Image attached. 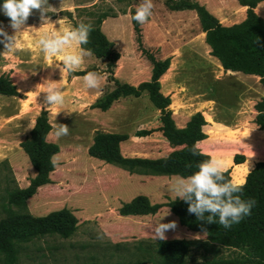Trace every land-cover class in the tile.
Here are the masks:
<instances>
[{"label":"rangeland","instance_id":"1","mask_svg":"<svg viewBox=\"0 0 264 264\" xmlns=\"http://www.w3.org/2000/svg\"><path fill=\"white\" fill-rule=\"evenodd\" d=\"M194 2L223 25L245 18L247 7L239 0H152L151 16L143 24L131 19L139 0H47V22L40 19L39 10L33 9L20 33V47L4 51L0 44V74L8 73L17 91L16 95L0 94V219L23 213L43 216L61 209L77 219L68 237L42 234L23 243L14 264H149L146 252L138 251L136 246L139 241L154 240L152 229L159 220L176 224L165 232V239L194 242L185 264L234 253L231 248L207 242L203 232L181 226L170 211L166 203L176 199L171 189L181 176L129 170L88 152L95 135L101 132L124 135L119 150L125 157L158 158L180 147L163 138L158 130L160 110L145 92L139 96L120 95L103 106L115 88V80L137 86L150 79L149 54L156 60L170 58L158 81L160 92L170 98L167 108L175 125L183 127L193 113L200 112L206 121L202 129L207 137L196 143L198 148L203 152L214 144L224 146L228 151L216 154L222 159L234 151L229 135L238 111L242 107L244 114L255 110L254 104L264 97V90L259 76L224 70L210 54L197 11L191 6ZM254 11L264 18V0L256 4ZM0 17V26L12 34L8 18L2 14ZM79 23L99 26L114 51V66L90 52L73 70L81 74L71 75L56 67L62 66L57 58H45L37 44L39 37ZM80 48L89 50L87 43L70 45L65 50ZM89 71L100 77L97 88L84 87L82 77ZM48 83L62 89V105L45 103ZM42 109L50 124L46 140L58 146L52 156L55 163L49 182L37 187L23 203L7 207L5 190L27 187L35 176L21 142ZM218 121L223 125L215 124ZM59 124L68 127L67 135H55ZM140 129L153 131L135 135ZM140 195L160 205L154 214H119L121 204ZM0 264H4L1 252Z\"/></svg>","mask_w":264,"mask_h":264},{"label":"trees","instance_id":"2","mask_svg":"<svg viewBox=\"0 0 264 264\" xmlns=\"http://www.w3.org/2000/svg\"><path fill=\"white\" fill-rule=\"evenodd\" d=\"M262 0H239L246 6L245 18L231 25L221 24L204 6L192 3L198 14L204 40L224 70L241 72L259 76V82L264 90V18L254 11V7ZM101 14L97 22H100ZM0 21H3L0 17ZM136 24V22L134 21ZM140 41V39H139ZM87 46L90 52L98 58L108 60L109 66H114V51L106 36L98 25H91L88 33ZM152 60L150 79L133 86L115 80L114 90L107 95L103 106H107L120 95L139 96L145 92L151 102L160 110V126L158 130L168 142L180 146L170 151L166 156L158 158L125 157L119 150V142L124 135L116 133H97L89 154L107 163L117 164L129 170H138L155 174H174L187 177L196 170V165L210 156L202 152L193 154V145L207 137L202 127L205 119L200 112L193 113L183 127H177L167 106L170 103L168 95L160 92L159 77L169 66L170 58ZM71 75L81 74L79 71L69 72ZM0 94L16 95V87L8 73L0 74ZM256 111L253 122L264 132V97L254 104ZM46 110L42 109L35 119L27 137L21 142L22 150L27 155L35 176L27 187L8 188L5 190L7 207L18 205L32 196L37 187L49 182V173L53 169L52 156L58 152V146L46 140L50 130ZM153 129H140L137 136H144ZM243 155L235 154V164L243 162ZM241 168H237L240 170ZM224 177L231 181L230 170L223 172ZM241 199L255 201L249 215L239 223L225 229L222 226L197 220L194 214L187 212L188 204L182 198L169 200L166 205L177 217L181 226L194 232H203L207 242L231 248L234 253L228 256L215 255L199 264H264V159L254 164L242 183ZM159 204L151 203L146 196L134 197L129 202L121 204L120 215L154 214ZM207 215V213H205ZM77 219L66 209L49 212L43 216L30 214H9L0 219V252L4 255V264H14L18 249L23 243L42 234H58L61 237L70 236L76 228ZM146 242L145 244H142ZM194 244L187 239H149L139 241L136 248L145 251L149 264H185L186 256ZM81 264H119L87 261Z\"/></svg>","mask_w":264,"mask_h":264},{"label":"clouds","instance_id":"3","mask_svg":"<svg viewBox=\"0 0 264 264\" xmlns=\"http://www.w3.org/2000/svg\"><path fill=\"white\" fill-rule=\"evenodd\" d=\"M47 0H0V14L8 18L12 34L0 26V44L4 51H14L20 47L19 36L25 29V22L33 9L39 10L40 19L48 21L45 13L48 12ZM152 0H139L135 6L131 19L138 24L146 22L151 16ZM57 9H53V12ZM90 24L79 23L73 27L64 28L60 33L56 31L45 32L37 40L40 51L45 58H57L62 62L60 71L72 72L82 63V57L90 54V50L80 48L78 51H66L70 45H83L87 43ZM84 87L97 88L100 77L96 72L89 71L82 77ZM44 100L47 105H62L63 92L55 84L48 83ZM68 127L59 124L55 128V135H67ZM193 154H200L198 145H193ZM55 163V161H53ZM224 162L216 157H209L196 165V170L187 177H181L172 185L175 198H182L187 202V212L194 214L197 220L215 222L225 229L237 224L249 215L255 201L241 199L242 181L227 180L224 175ZM207 213V215H205ZM176 227L175 221L161 223L160 220L153 226L154 239H165V232Z\"/></svg>","mask_w":264,"mask_h":264},{"label":"crops","instance_id":"4","mask_svg":"<svg viewBox=\"0 0 264 264\" xmlns=\"http://www.w3.org/2000/svg\"><path fill=\"white\" fill-rule=\"evenodd\" d=\"M243 111V107L240 111H238L240 112L238 114V120L233 124V127L231 128L232 133L229 135L230 139L232 140L231 146L234 149L231 155H229L226 159L220 158L216 154H218V152H224L228 148L225 149L224 146L215 144L212 145L208 150L203 151L211 157L221 159L225 165L224 170H230L231 181L238 182H243L247 172L252 169L254 164L264 159V132L260 129H257L256 124L253 122L254 114L256 112L255 110H252L251 113L247 112L244 114ZM215 124L223 125V122L218 121ZM235 154L243 155V162L235 164L233 162V156ZM237 168L241 169L237 170Z\"/></svg>","mask_w":264,"mask_h":264}]
</instances>
